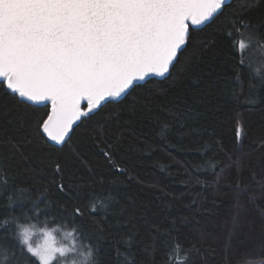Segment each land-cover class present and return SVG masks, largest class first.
I'll return each mask as SVG.
<instances>
[{
    "label": "trees",
    "instance_id": "trees-1",
    "mask_svg": "<svg viewBox=\"0 0 264 264\" xmlns=\"http://www.w3.org/2000/svg\"><path fill=\"white\" fill-rule=\"evenodd\" d=\"M228 5L193 31L171 75L82 117L62 151L39 138L31 124L36 108L0 94V174L30 197L9 204L0 193V216H19L20 208L32 215L41 201L36 211L48 222L79 207L84 216L76 223L99 239L103 264H117L116 249L129 250V237L135 264H170L175 245L188 251L187 264H264V88L255 104L244 102L259 77L233 46L241 19L264 34V0ZM256 67L264 73V63ZM108 194V210L91 212L90 199ZM0 243L9 248L13 240Z\"/></svg>",
    "mask_w": 264,
    "mask_h": 264
},
{
    "label": "snow or ice",
    "instance_id": "snow-or-ice-1",
    "mask_svg": "<svg viewBox=\"0 0 264 264\" xmlns=\"http://www.w3.org/2000/svg\"><path fill=\"white\" fill-rule=\"evenodd\" d=\"M228 7V0H0V94L36 108L38 118L31 124L39 138L62 151L82 117L91 119L114 98H135L153 77L171 75L193 42V31L207 27ZM239 24L240 39L233 46L243 49L241 65L252 78L259 77L258 84L250 82L244 102L255 104L256 90L264 88V73L256 67L264 63V34L242 19ZM232 97L237 99L235 89ZM169 127L162 126V137ZM0 193H8L9 204L15 203L13 197L21 203L30 199L6 173L0 174ZM112 199L110 194L104 200L92 197L89 209L95 212L99 205L107 211ZM40 203L33 202L32 215L20 208L19 216H0V241L13 240L9 248L0 243V264H103L99 239L76 223L84 216L79 207L72 215L44 222L36 211ZM32 221L44 224L39 229L43 243L33 242L37 223ZM49 223L57 227L49 229ZM238 227L234 221L233 231ZM58 229H64L70 244L57 245L53 233ZM130 241H124L129 250L116 249L117 264H135ZM188 259L179 245L168 253L170 264H187Z\"/></svg>",
    "mask_w": 264,
    "mask_h": 264
},
{
    "label": "rangeland",
    "instance_id": "rangeland-1",
    "mask_svg": "<svg viewBox=\"0 0 264 264\" xmlns=\"http://www.w3.org/2000/svg\"><path fill=\"white\" fill-rule=\"evenodd\" d=\"M54 233H55V237H56V243L58 246L61 244H70L71 238L65 236L64 229H58ZM32 240L34 243H43L44 242V236L39 231V229H35L33 231Z\"/></svg>",
    "mask_w": 264,
    "mask_h": 264
},
{
    "label": "water",
    "instance_id": "water-1",
    "mask_svg": "<svg viewBox=\"0 0 264 264\" xmlns=\"http://www.w3.org/2000/svg\"><path fill=\"white\" fill-rule=\"evenodd\" d=\"M228 1H230V0H228ZM118 98H119V97H118ZM110 99H112V98H110ZM114 99H116V98H114ZM78 122H79V121H78ZM78 122H77V123H78ZM74 127H75V125H74Z\"/></svg>",
    "mask_w": 264,
    "mask_h": 264
}]
</instances>
